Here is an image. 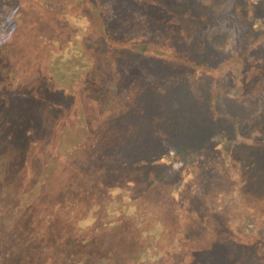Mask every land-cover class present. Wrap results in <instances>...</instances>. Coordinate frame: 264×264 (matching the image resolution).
Listing matches in <instances>:
<instances>
[{
	"label": "trees",
	"instance_id": "obj_1",
	"mask_svg": "<svg viewBox=\"0 0 264 264\" xmlns=\"http://www.w3.org/2000/svg\"><path fill=\"white\" fill-rule=\"evenodd\" d=\"M13 43L35 64L3 53ZM13 58L3 88L33 73L63 94L72 109L54 133L88 126L93 167L68 164L72 194L8 200L21 216L7 234L0 218L3 264H264V0H0V60ZM98 201L103 213L79 216Z\"/></svg>",
	"mask_w": 264,
	"mask_h": 264
},
{
	"label": "rangeland",
	"instance_id": "obj_2",
	"mask_svg": "<svg viewBox=\"0 0 264 264\" xmlns=\"http://www.w3.org/2000/svg\"><path fill=\"white\" fill-rule=\"evenodd\" d=\"M5 52H10L13 55L14 52H17L18 54L14 56L30 58L34 60L33 64L38 60L36 49L30 46L26 47L25 45L13 43L5 45L3 53ZM13 63L14 58L11 61L1 62L0 60V87L2 86L0 88V214H2L0 218H7L6 224L3 225V228H9L7 232L4 231L6 234L10 230L16 229L14 227L17 226V221L21 216L17 209H11L7 213L9 199H11L10 205L14 201L16 208L19 205L21 207V204L25 206L26 195L30 187L31 189L34 188V191L39 189L46 200H54V198L57 199L64 194H72L77 190L76 176L70 171L71 168L68 164L77 163L78 165L85 164L89 168L90 165L93 167L91 153L88 152H90L89 145L94 141L91 139L92 133L88 126L65 122L62 124L59 134L54 133V127L58 119L65 115L66 110L72 109V104H68L69 102L64 100L63 94H53L52 91L51 93H45V87L42 91L43 88L34 83L36 80L33 78V73L29 75L21 74L22 76L18 77L19 81L13 89L5 90L3 88L4 85L1 84L5 81L4 79L8 80L4 77L9 73L7 68ZM57 137L63 142L59 146H54ZM159 143L160 151L168 153L172 158L175 157L176 151L170 140L163 139ZM254 146L260 145L256 143ZM41 150L43 153L39 154ZM248 151L249 149H245L244 153ZM257 151L262 153L264 158V147L261 146ZM249 160L252 159L249 158ZM184 166L188 167L184 158L172 162L170 168L164 174V179L174 180L175 174L179 173ZM115 177L99 178V187L114 185L116 183ZM201 192L209 194L203 190ZM195 193H200V191L196 190ZM107 205L105 204L104 207L106 208ZM89 206V204L82 203V207L78 209L79 216L86 215V210L95 208L103 213V206L100 205L99 201L97 204ZM207 216L203 226H206L210 221H214L209 215ZM12 219L14 222L12 224L8 223V220L11 221ZM199 219L201 221V216H199ZM200 221L195 220L193 222L194 230L201 228L202 222L200 223ZM130 223L134 225V222L131 221ZM0 234L2 239H6L5 233L0 232ZM12 239L9 238V240ZM120 241L121 238L116 236L110 247L112 248L114 244L115 246L124 244V252L129 254L132 245L129 242ZM105 244L103 239L100 240L99 249L96 247L91 250L92 252L87 259L90 258L89 260L95 262L99 258H97V249L102 251ZM110 247L107 248L106 246V250L109 251ZM6 252L4 246H0V264H3L6 260L2 256ZM10 258L9 262L17 259L11 257V255ZM63 263L62 260H59L57 264ZM69 264H71V261Z\"/></svg>",
	"mask_w": 264,
	"mask_h": 264
}]
</instances>
